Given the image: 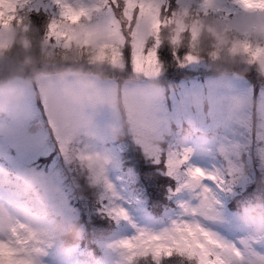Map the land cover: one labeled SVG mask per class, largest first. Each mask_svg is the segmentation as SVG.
Returning a JSON list of instances; mask_svg holds the SVG:
<instances>
[{"label":"rangeland","instance_id":"374dc122","mask_svg":"<svg viewBox=\"0 0 264 264\" xmlns=\"http://www.w3.org/2000/svg\"><path fill=\"white\" fill-rule=\"evenodd\" d=\"M216 4L220 10H205L200 0H180L179 6L176 0H165L159 17L164 23L156 33L145 31L147 47L153 46L154 36L159 40L157 72L127 71L126 66L95 58L91 64L106 69L103 77L95 66L55 73L39 68L31 78L24 76L27 68L0 84V222L8 224L0 240H14L18 232L40 249L36 264H92L79 256L89 242L105 253V259L98 258L104 264H124L120 241L140 230L158 233L188 219L199 222L225 246L245 253L249 241L255 240L256 252L264 253L259 243L264 239V140L249 136L243 107L253 90L264 99V70L254 64L246 77L212 75L191 46L205 32L208 41L221 47L227 39L235 43L241 36L253 47L264 46L259 38L264 34V15L247 12L233 0ZM32 7L40 9L33 12L42 13L44 24L54 15L51 0H35ZM28 11L22 0H0V52L18 40V26ZM244 16L253 22L241 28L238 22ZM18 42L25 44L21 38ZM73 45L85 47L76 42L62 47ZM86 49L96 54L93 48ZM161 52L165 64L159 59ZM185 56L196 59L187 61ZM98 82L102 87H96ZM186 126L193 133L177 141ZM134 150L175 180L166 189L167 197L181 190L177 210L164 226L149 213L131 173L120 169L123 153L135 156ZM172 161L175 167L170 166ZM229 162L239 173L230 177L226 189L217 190L210 181L192 183L193 169L223 176ZM7 175L11 178L6 183L15 181L18 193L3 187ZM205 187L211 190V199L202 206ZM95 192L103 216L119 228L108 242L97 240V234L82 224L87 217L96 218L90 214ZM21 195L31 203L20 200ZM242 196L240 210H230L233 198ZM251 196L263 201L252 203ZM75 199L83 204L82 215L71 202ZM29 205L50 216L36 215ZM114 209L124 215H114ZM72 228L78 243L65 244L59 232ZM113 229L109 233L103 228L99 234H111Z\"/></svg>","mask_w":264,"mask_h":264},{"label":"snow or ice","instance_id":"6c2138e0","mask_svg":"<svg viewBox=\"0 0 264 264\" xmlns=\"http://www.w3.org/2000/svg\"><path fill=\"white\" fill-rule=\"evenodd\" d=\"M30 12L37 11L32 5L35 0H22ZM55 6L54 15L46 24L45 37L55 46H67L76 42L93 48L98 61H108L113 66L125 67L127 63L133 71L154 73L159 69L157 48L159 40L154 36V44L147 47L145 31H158L161 5L165 0H51ZM207 10H220L216 0H200ZM247 12L264 15V0H233ZM177 6L180 0H176ZM187 11V9H185ZM238 47L248 57L251 64L264 70V46L253 47L247 40L238 42ZM185 60L196 58L185 56ZM244 124L249 136L257 141L264 140V99L258 98L253 90L250 101L244 104ZM175 167V161L170 162ZM239 173V168L229 162L227 174L206 173L200 168L191 171L192 183L210 181L217 189H226L230 177ZM202 206L211 199L207 187L203 193ZM113 214L124 215L120 209ZM195 215V212H193ZM264 236V235H262ZM250 240L246 252L225 246L196 220L181 219L171 227L158 233L140 230L136 235L119 242L123 250L124 264H264V253L256 252ZM264 246V239L259 240ZM40 249L30 241L15 233L14 240H0V264H36L35 256Z\"/></svg>","mask_w":264,"mask_h":264},{"label":"trees","instance_id":"16d2710c","mask_svg":"<svg viewBox=\"0 0 264 264\" xmlns=\"http://www.w3.org/2000/svg\"><path fill=\"white\" fill-rule=\"evenodd\" d=\"M40 14H34L33 11H28L24 15L20 21L18 26L19 30H17L18 40L21 38L25 44L21 47L20 43L14 41L7 45L4 49L0 52V84L6 83L8 79L19 75V73L27 68L30 69L29 73H26V77L31 78L33 73H36L35 70L39 68H47L49 72H59L64 71L68 68L72 67H81L83 69L87 67L93 68L95 65L91 64L95 60L96 54H94L91 49H83L79 46H72L69 48L66 47H57L54 43H51L45 37V32L47 30L46 24H44L43 17ZM226 28V27H225ZM229 29V28H228ZM227 29V31H229ZM203 34L197 38L196 42H193L191 45L194 46L195 53L198 54L199 57L205 61L206 66L210 74L212 75H224V74H236L239 76H247V69H251L254 64L249 62V57L239 49L238 42L240 40H246L241 36L239 38L231 42L227 39L223 46H219L218 44L214 43L213 41H208L207 44L203 42ZM164 52L159 53V59L163 62V58L166 57L163 55ZM171 58V56H170ZM126 64H127V57H126ZM165 64V62H163ZM175 64V63H174ZM174 68L176 65H174ZM7 65V70H3V66ZM127 71L130 70V65H126ZM96 68V66H95ZM93 68V69H95ZM197 74V73H195ZM196 76V75H194ZM190 77V76H189ZM202 77H199L202 80ZM204 78V77H203ZM177 81V80H176ZM136 151L135 156H131L127 153H123L122 159L123 163L121 165V171L131 173L133 176V181L136 184V187L141 192L146 200V204L151 211H160L161 207L166 206L167 204V197L166 189L169 188L170 184V177H165L164 172L161 171V168L156 167L153 163L149 162L148 160L144 159L138 152ZM136 160H135V159ZM165 171V168H163ZM8 179V178H7ZM86 182H84L83 188L86 189ZM96 187H99L97 184ZM97 189V188H96ZM94 192V191H93ZM92 192V193H93ZM84 194H87L85 192ZM98 192L94 194V202L90 208V214L93 217H87L86 220H83L82 224L88 226L90 230L100 236L101 229H109L110 224L113 223L112 219H107L103 216L102 211L99 207L100 202L97 199L96 195ZM90 196V194L88 195ZM236 199L233 198V203H241L245 198ZM260 197L253 198L250 197L252 203H259L263 200L259 199ZM76 209V211L82 215L81 206L83 204L78 203L75 199V202L71 201ZM97 202V203H96ZM101 213V214H97ZM84 217V214H83ZM104 218L103 220H101ZM89 219V220H88ZM108 227V228H107Z\"/></svg>","mask_w":264,"mask_h":264},{"label":"clouds","instance_id":"9594fccd","mask_svg":"<svg viewBox=\"0 0 264 264\" xmlns=\"http://www.w3.org/2000/svg\"><path fill=\"white\" fill-rule=\"evenodd\" d=\"M253 22V18L248 17V16H244L239 20V26L241 28L247 26L248 24ZM206 23H211V21H207ZM260 39H264V34H261ZM209 40V36L208 33L205 32L204 36H203V42L205 43V45L207 44ZM3 70H7V65L3 66ZM96 70L98 71V73L101 75V77H103L106 74V69L97 65L96 66ZM96 87H102V85L98 82L96 84ZM62 122V121H61ZM243 219V217H241V220ZM8 231V224L6 222H0V234H6ZM76 229L72 228V229H67V230H61L59 232V238L65 243L67 244L69 241H74L76 239Z\"/></svg>","mask_w":264,"mask_h":264}]
</instances>
